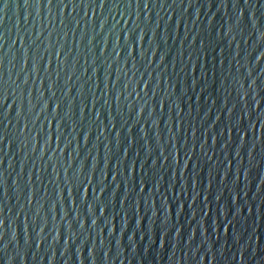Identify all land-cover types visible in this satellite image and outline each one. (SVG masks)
<instances>
[{
  "label": "water",
  "instance_id": "obj_1",
  "mask_svg": "<svg viewBox=\"0 0 264 264\" xmlns=\"http://www.w3.org/2000/svg\"><path fill=\"white\" fill-rule=\"evenodd\" d=\"M0 264H264V0H0Z\"/></svg>",
  "mask_w": 264,
  "mask_h": 264
}]
</instances>
